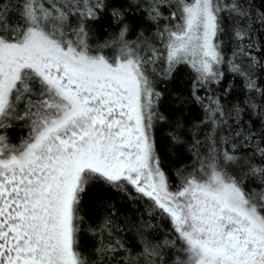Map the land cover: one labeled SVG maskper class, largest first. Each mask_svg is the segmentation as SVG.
Here are the masks:
<instances>
[{"label": "snow or ice", "instance_id": "6c2138e0", "mask_svg": "<svg viewBox=\"0 0 264 264\" xmlns=\"http://www.w3.org/2000/svg\"><path fill=\"white\" fill-rule=\"evenodd\" d=\"M136 11L154 36L128 39ZM104 13L117 31L93 47ZM180 65L195 74L208 133L173 185L156 149L155 84ZM234 78L244 97L222 100ZM13 122L28 128L18 145ZM90 183L146 201L175 237L145 222L129 248L106 219L97 264H264V0H0V264H89L78 205Z\"/></svg>", "mask_w": 264, "mask_h": 264}, {"label": "trees", "instance_id": "16d2710c", "mask_svg": "<svg viewBox=\"0 0 264 264\" xmlns=\"http://www.w3.org/2000/svg\"><path fill=\"white\" fill-rule=\"evenodd\" d=\"M111 3L114 7L123 8L125 0H111ZM126 22L130 28L129 40H135L141 31L149 37L154 36V28L139 11L130 12ZM116 31L117 25L113 22L111 15L102 14L98 21L91 23L93 47L97 43L108 40ZM221 39L225 45L229 43L227 35L222 34ZM225 51L227 52V48ZM105 52L110 53L111 49H105ZM228 55L231 54L228 53ZM194 75L189 66L180 65L171 78L158 79L155 84L156 90L161 93L157 111L163 117L162 120L157 121L155 127L156 149L161 165L173 185L179 183L181 171L190 170L196 165V157L190 151L193 138L198 137L201 145L207 143L205 137L208 133V123L205 120L204 109L191 94ZM227 75L231 74L227 73ZM228 82L232 84L235 91L222 100L236 102L242 99L244 92L241 81L234 78ZM198 95L207 103V97L211 95V92L201 89ZM27 134L28 128L23 122H13L12 127L7 131L9 141L16 145L26 138ZM174 136L177 137L176 140L173 139ZM220 147L225 146L220 145ZM204 151L206 149H202V154ZM78 217L80 229L78 250L89 264H97L95 248L99 240L104 238L107 242L109 238L107 230L101 232L106 219L112 221L111 239H119L129 248L139 244L138 228L145 222L150 225L145 232L151 233L153 237L161 240L175 238L167 220L160 219L154 213L150 215V208L146 201L132 199L127 193L102 183H90L85 191L80 193Z\"/></svg>", "mask_w": 264, "mask_h": 264}]
</instances>
